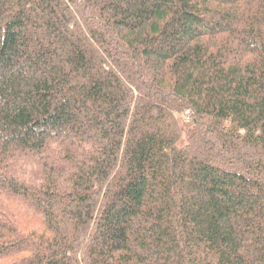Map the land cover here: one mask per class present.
I'll return each mask as SVG.
<instances>
[{"label":"trees","instance_id":"obj_1","mask_svg":"<svg viewBox=\"0 0 264 264\" xmlns=\"http://www.w3.org/2000/svg\"><path fill=\"white\" fill-rule=\"evenodd\" d=\"M0 264H264V0H0Z\"/></svg>","mask_w":264,"mask_h":264},{"label":"rangeland","instance_id":"obj_2","mask_svg":"<svg viewBox=\"0 0 264 264\" xmlns=\"http://www.w3.org/2000/svg\"><path fill=\"white\" fill-rule=\"evenodd\" d=\"M179 118H180L181 122L183 123L184 127L187 128V132L184 134V135H185V140H186V137H187V135H188V131L190 130L191 123H189V122L187 121V115H186V112H185L184 114H181V115L179 116ZM185 140H183L182 142H184Z\"/></svg>","mask_w":264,"mask_h":264},{"label":"built area","instance_id":"obj_3","mask_svg":"<svg viewBox=\"0 0 264 264\" xmlns=\"http://www.w3.org/2000/svg\"><path fill=\"white\" fill-rule=\"evenodd\" d=\"M186 115H187V121L190 122L193 119L194 112L191 110H188V111H186Z\"/></svg>","mask_w":264,"mask_h":264}]
</instances>
